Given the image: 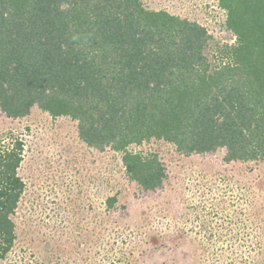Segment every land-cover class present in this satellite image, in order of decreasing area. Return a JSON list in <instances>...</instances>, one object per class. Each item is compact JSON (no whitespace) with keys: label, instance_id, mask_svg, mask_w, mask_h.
Segmentation results:
<instances>
[{"label":"trees","instance_id":"1","mask_svg":"<svg viewBox=\"0 0 264 264\" xmlns=\"http://www.w3.org/2000/svg\"><path fill=\"white\" fill-rule=\"evenodd\" d=\"M220 4L236 40L212 64L206 28L142 0H0V108L70 116L90 148L121 152L144 190L162 186L166 169L129 146L153 138L185 154L264 159V0ZM23 159L20 138L0 152V257L16 237Z\"/></svg>","mask_w":264,"mask_h":264},{"label":"rangeland","instance_id":"2","mask_svg":"<svg viewBox=\"0 0 264 264\" xmlns=\"http://www.w3.org/2000/svg\"><path fill=\"white\" fill-rule=\"evenodd\" d=\"M142 2L206 28L212 64L236 40L220 0ZM15 138L25 187L0 264H264V159L227 161L225 148L185 154L153 138L129 146L166 169L162 186L144 190L123 154L90 148L70 116L34 106L10 118L0 108V152Z\"/></svg>","mask_w":264,"mask_h":264}]
</instances>
